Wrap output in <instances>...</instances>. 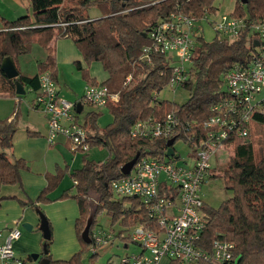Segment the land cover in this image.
<instances>
[{"label":"trees","instance_id":"16d2710c","mask_svg":"<svg viewBox=\"0 0 264 264\" xmlns=\"http://www.w3.org/2000/svg\"><path fill=\"white\" fill-rule=\"evenodd\" d=\"M30 1L34 18L27 14L6 21L5 28L0 30V94L21 97L16 91L17 81L31 90H38L39 74L47 70L57 82L55 41L60 37H68L80 48L87 63L99 61L109 74L105 81L99 82L91 76L87 67L82 66L81 61H76L86 83L105 84L109 93L119 94V100L108 99L106 107L112 113V122L104 129H100L97 123L102 114V109L98 108L88 112L83 124L91 146L106 148L109 156L103 161H96L83 153L81 167L71 171L69 167L59 168L56 173L47 174L48 184L36 198L23 199L16 195L2 194L6 185H18L24 191L21 172L29 170L30 166L24 158L12 157L9 152L17 131L16 123L0 121V206L6 199H17L22 206H31L42 212L39 204L52 202L49 194L65 173L70 172L77 183H73L57 200H76L80 215L75 227L81 247L67 260H54L50 255L52 225L47 219L51 236L43 239L42 256L47 257L50 264H85L83 254L89 249L90 243L83 240L82 232L96 200L90 236L97 215L101 212L107 213L113 226L117 223L120 225L119 233L137 223L147 224L152 221L139 199H115L111 187L112 180L124 175L121 167L137 153L141 157L148 155L160 159L165 154L167 140L132 138L130 129L133 124L150 116L163 119L168 113L176 111L183 124L195 122L192 124L193 129L199 130V126L209 118L212 106L225 98L224 74L238 63L247 65L250 62L251 52L256 47V37L251 38L252 34L243 31L234 39L215 35L213 40L207 41L202 34L194 51L189 77L181 85L190 90V96L186 102L179 104L160 99L157 95L167 88L173 77V68L167 57L153 54L151 62L141 58L143 48L150 43L148 32L175 11L198 16L205 9L215 12L217 8L213 6L214 0ZM92 5L102 9L104 14L101 18L92 19L85 12ZM233 14L248 20L262 19L264 0H248L246 4L236 0ZM34 41H38L48 52L44 61L39 63V71L32 76L20 73L16 78H8L1 67L4 58L12 56L20 70L18 57L28 53ZM128 76H131L129 81ZM28 133L34 135L30 130ZM233 149L234 154L222 175L225 188L233 191V196L219 208L204 203L202 212L207 227L203 238L208 246L218 236L234 241L236 255L239 256L238 264H264V114L253 116L249 138H236ZM257 149L259 156L256 155ZM128 202L130 204L126 205ZM122 238L124 246H129L130 239ZM98 255L99 251L92 258L96 259ZM108 264L115 263L110 258Z\"/></svg>","mask_w":264,"mask_h":264},{"label":"built area","instance_id":"2783aa9c","mask_svg":"<svg viewBox=\"0 0 264 264\" xmlns=\"http://www.w3.org/2000/svg\"><path fill=\"white\" fill-rule=\"evenodd\" d=\"M65 25L66 23H62ZM204 24H210L215 35L234 39L243 31L258 42L251 52L250 62L236 64L224 74L225 98L212 106L211 114L198 129L178 117L176 111L163 119L154 116L137 120L130 129L132 138L169 140L175 138L173 155L163 158L140 156L129 174L111 182L114 194L134 197L141 201L151 218L150 223H137L121 233L141 246L140 252H126L119 264H238L236 243L218 236L210 246L203 238L207 227L202 212L205 203L200 189L207 175H211L212 159L218 150L231 149L236 138L248 139L250 123L255 114H264V18L248 20L233 13L221 14L205 9L201 16L182 11L172 12L166 19L152 27L149 45L143 48L141 58L152 61L153 54L167 57L173 68L171 87L188 79L195 48ZM131 76L127 77V81ZM40 86L35 92L33 105L47 116L49 144L63 136L73 153H87L91 141L86 128L79 121L76 103L61 95L57 82L49 70L39 74ZM108 99L118 101L119 94L109 93L105 84L87 85L81 98L83 107L93 105L104 109ZM182 140L190 150L188 159L179 162L181 155L175 143ZM74 183L77 180L74 179ZM118 231L95 227L91 234L89 250L94 254L101 247L114 242ZM21 235L17 226L0 229V259L16 258L14 242ZM128 247V245H127Z\"/></svg>","mask_w":264,"mask_h":264},{"label":"rangeland","instance_id":"374dc122","mask_svg":"<svg viewBox=\"0 0 264 264\" xmlns=\"http://www.w3.org/2000/svg\"><path fill=\"white\" fill-rule=\"evenodd\" d=\"M213 6L215 8H217V11L220 12L221 14L233 13L235 11V8H236V0H214ZM86 11L88 12V15L92 19L101 18L104 14L102 9L97 5L90 6L88 8V10H85V12ZM30 15L32 18H34L33 10H31ZM199 32L203 34V36L205 37V40H207V41L213 40L214 36L216 34L214 28L210 24H204V27H202L199 30ZM58 41H63L62 45L60 46V49L65 54L68 55V57L64 61H62L61 59L57 60L58 76H59V72L61 74V77L59 78L60 84L58 86H60V88H61V94L67 100L75 103L79 100V95L81 93H83L84 88H85V83H86L85 79H83V77H82V71L77 68L76 62L73 61L75 58L74 56H76V55L82 56V52H81L80 48L77 46V44L71 38H68V37L57 38V40L55 41L56 44ZM58 48H59V43L56 46V57H57ZM73 49H74V51H73ZM71 50H72V52H71ZM46 51L47 50L44 48V46H42L38 41H34L31 45L30 51L28 53L20 55L18 57L17 63H18V66H20V70L27 71L31 75L36 74V72H37L36 70H37L38 65H39V61H37V60L42 59L44 55L46 56ZM75 53H76V55H75ZM79 59L82 62L85 61L84 58L82 59L81 57H79ZM58 62L60 63V65ZM84 64H85V66H87V68H89V71L92 75L97 76L98 80H102L106 71L104 70L101 62L93 61V62L87 63L85 61L83 63V65ZM59 67H60V69H59ZM62 72H64L66 75V80H67L66 82H70V86H68V87H66L65 85L62 84V79H63ZM157 95L160 99H168V100H171V101H174L176 103L181 104V103H184L188 100V98L190 96V90L185 89L183 87H179V86L171 87L170 85H168L166 89H164L162 92L158 93ZM20 96L22 98L21 110H20L17 118L15 117L16 125L18 128L15 134H16V138L19 141V143L16 144L17 148L20 151L25 152V150H21L19 148V144L22 146H25V148H26V144H25L26 141L24 140L25 137L22 134V133H25L26 137L28 135L29 139H32L30 152H29V154L25 153V155H24V158H26L25 159L26 161L29 159H32V157L35 159L41 160L44 156L47 155L48 163H49V169H48L49 171H45V167L40 168L41 170L45 171V173H44L45 177L47 176V174L56 173L59 168L60 169H66L67 166L64 165L63 161H61L62 157L60 155H58L56 153L47 154V150L49 148H52L51 146L54 145V144H52V145L49 144L48 140L46 139L45 135L43 134V133H45V131H47V128H46V130L45 129L42 130L41 135H39V134L38 135L37 134L31 135L28 133V130H27L28 122L27 121L29 119H31V121L36 120L38 122H41L43 120L42 117H44V113L41 110L34 112L36 110H28L26 108L29 101L32 99L34 100L35 92L32 90L31 91L27 90V92L25 94L20 95ZM12 99H15V98L13 96L8 95V94H0V121H6L7 116H9L10 114H13L15 110L17 112L19 111V109H20L19 101H15V100L13 101ZM94 108H96V107L93 105H85L84 110L82 112L78 113L79 121L82 124H84V122L87 118L88 112L95 110ZM33 113H36V114H33ZM101 113L102 114L99 116L97 123H98V126L100 127V129H104L109 123L112 122V113L107 107L102 109ZM14 137H15V135H14ZM22 138H23V141L21 140ZM254 138H255V136H253V139ZM16 146L14 143V146L9 151L12 157H16L13 154V149H15ZM175 147H176L178 153L181 155V159L179 160V162H184L185 159H188L189 154H190V150L188 149V147L184 144V142L182 140L176 141ZM256 147L259 148L258 146H256ZM0 150H2L1 146H0ZM233 154H234L233 148H231V149L225 148V149L218 150L217 154L212 159V162L214 164V169H212L211 175H207V178H206L204 184L202 185V187L200 189V194H201L203 200L209 206H212L214 208H219L225 200H227L233 196V191L225 188V183H224V179L222 176L224 169L227 167V164L230 160V157ZM256 155L259 156V150L258 149L256 150ZM87 156L91 160L103 161L109 156V151L106 148L94 146L87 152ZM81 161L82 160H80V163H81ZM71 178L72 177H71L70 172H66L61 181H64V184H67L68 182H70L72 180L74 182V179L72 178V180H71ZM71 186L72 185L67 187V189H69ZM39 193H38V195H39ZM51 197L53 198L52 195H50V198ZM114 198L115 199H122L120 196H118L116 194H114ZM67 199H71V198H67ZM72 200H74V199H72ZM96 201L93 202V206L91 209V213L89 214V217L93 214L92 212L95 211V209H96L95 208ZM40 204H44V203H40ZM129 204H130L129 202L126 203V205H129ZM40 210L46 216L45 212L42 210L41 207H40ZM36 211H37V209H36ZM39 215H40V213H39ZM48 220H49V218H48ZM96 220H97L96 224H95L96 228L99 227L100 229H107V230L110 229L113 232H116V231L119 232V230L121 228L118 223L114 226L111 224V219L107 215L106 212L99 213L97 215ZM23 224L24 223L19 224L22 230L31 231V230L24 228ZM130 228L131 227L127 228V230H124L123 232L129 231ZM37 231L42 234L41 241H43L44 236H43L42 230L40 229V226L37 228L36 232ZM122 239L123 238L121 236V233H118V235L115 237V240L112 244L100 248L99 255H98V257H96V259L92 258L93 253L89 249L86 250L83 254L84 263L85 264H108V260L111 258L112 262H114L115 264H119L121 256L124 255L126 252L138 253L142 249L139 244L132 242V241L130 242L129 246L126 248L124 246L125 241ZM52 241H53V229H52ZM41 250H42V252L44 251L43 242H42ZM36 253L37 252H33V254H36Z\"/></svg>","mask_w":264,"mask_h":264},{"label":"crops","instance_id":"0c3cea01","mask_svg":"<svg viewBox=\"0 0 264 264\" xmlns=\"http://www.w3.org/2000/svg\"><path fill=\"white\" fill-rule=\"evenodd\" d=\"M32 10V4L30 0H0V30H3L5 28V22L6 21H13L21 16L30 14ZM63 41H58L56 46L59 43V48L57 51V60L61 59L64 61L68 55L65 54L61 49L60 46L62 45ZM74 51V49H73ZM72 52V50H71ZM46 51V56H47ZM76 55V53H75ZM46 56L44 55L42 59L37 60L39 63L43 61ZM74 62L81 61L79 57L83 59L82 56H74ZM85 62V61H84ZM82 66H85V64ZM59 63V62H58ZM18 64V63H17ZM60 65V63H59ZM39 66V65H38ZM20 69V66H18ZM60 69V67H59ZM89 69V68H88ZM39 71V67L36 70ZM60 71V70H59ZM21 74L32 76L27 71L19 70ZM36 72V73H37ZM91 74V73H90ZM92 77H95L98 80L97 76H94L91 74ZM61 77V74L59 72V76H57V84H60L59 78ZM62 84L66 87L70 86V82H66V75L64 72H62ZM109 77L108 72H105L104 77L102 80H98L99 82L105 81ZM65 79V80H64ZM72 85V84H71ZM88 84L85 83V87ZM60 88V86H59ZM25 90L31 91L30 87H25ZM61 92V88H60ZM85 92V88L83 93L79 95V100L81 101V98ZM62 95V94H61ZM15 99H12L13 101H19L20 103V109L17 112L14 111L13 114H10L7 116L8 122H15L22 105V98L21 97H14ZM77 101V102H78ZM28 110H36L34 112H37V108L33 105V99L29 101L28 105L26 106ZM84 110V107L82 111ZM36 114V113H33ZM42 121L38 122L36 120L31 121L29 119L27 130H30L31 132L35 134H42V130L47 128V131L43 133L47 139L48 134V122H47V116L44 114V117H42ZM18 129V128H17ZM25 137V146H22L19 144V148L21 150H25V152L20 151L16 144L19 143L18 139L15 137L13 138V146L15 143V149H13V154L17 158H24L25 153L30 152L31 147V140L29 139V136L25 133H22ZM23 141V138L21 139ZM52 148H49L47 150V154L50 153H56L62 157V160L64 165L69 167V171H71L74 168H79L82 166V161L80 163V160H82V153H73L70 150V144L67 139H65L62 136H59L57 138L56 143L51 146ZM26 159V158H24ZM28 164L30 166L29 170H22V182L24 185V191L20 189L18 185H6L2 189L3 195H16L20 198L26 199V197L35 198L38 193L44 189L47 184V176L45 177L44 173L45 171H49V163L47 155L44 156L41 160L35 159L32 157V159L27 160ZM45 171L41 170L40 168H44ZM31 169V170H30ZM63 179V178H62ZM72 180V178H71ZM73 180L68 182L67 184H64V181H60L57 187L51 192L50 195L53 196L52 202L46 203V204H39L42 210L46 214V218L48 217L50 220V223L52 225L53 229V241L50 246V255L54 260H67L71 258L77 251H79L81 245L80 241L77 236V231L75 227L76 219L80 215L79 206L76 202V200L72 199H59L62 193L67 190V187L70 185H73ZM47 218V219H48ZM41 217L39 213L36 211L35 208L31 206H22L21 203L17 199H6L2 202L0 206V229H8L14 226H17L20 228L21 235L15 240L14 242V249H15V255L16 258L21 259L23 261L22 264H41V258H44L43 252L41 250L42 248V234L40 232H36L37 228L40 226ZM21 223H29L32 225L31 231H24L21 229L20 225ZM127 248V245H125ZM33 252H37L36 254H39L38 259H30V256L33 254ZM26 260H25V259ZM0 264H17L13 260H2L0 259ZM162 264H167L166 260H163Z\"/></svg>","mask_w":264,"mask_h":264},{"label":"water","instance_id":"95a60500","mask_svg":"<svg viewBox=\"0 0 264 264\" xmlns=\"http://www.w3.org/2000/svg\"><path fill=\"white\" fill-rule=\"evenodd\" d=\"M240 1L243 4H246L248 0H240ZM145 36H147V33H145ZM255 42H256V45H258V42L257 41H255ZM1 67H2L3 72L10 79L16 78L20 75V72H19V70L16 66V63H15L12 56L5 57L3 62H2ZM16 91H17V94H19V95H23L26 93L25 86L20 81H17V90ZM76 106H77V111L79 113L82 112L83 105L80 101H78L76 103ZM174 142H175V138H171L167 141V145H168L167 155H173L174 154V150L172 147ZM139 157H140V153H137L133 159H131L130 161H128L127 163H125L121 167V172L123 174H129ZM39 213H40V217H41L40 229L43 232L44 238L48 239L51 236V231L49 228L48 220L42 212H39ZM93 219H94V214H92L89 217L87 225H86L84 231L82 232V238L87 243H91L90 228H91V224L93 222ZM23 226H24V228H26L28 230L32 229V225H30L29 223H24ZM32 256L34 259H38L39 254H32ZM41 264H50V260L47 257L41 258Z\"/></svg>","mask_w":264,"mask_h":264}]
</instances>
